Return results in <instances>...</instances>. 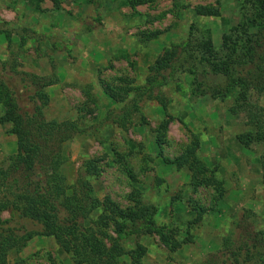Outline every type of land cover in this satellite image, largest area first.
Masks as SVG:
<instances>
[{
  "label": "rangeland",
  "instance_id": "374dc122",
  "mask_svg": "<svg viewBox=\"0 0 264 264\" xmlns=\"http://www.w3.org/2000/svg\"><path fill=\"white\" fill-rule=\"evenodd\" d=\"M135 1L0 0V60L54 81L43 90L48 98L42 109L46 120H80L83 133L62 146L51 166L70 188L84 175V161L96 159L98 174L84 178L99 199L108 196L128 209L137 192L143 204L158 207L156 222L175 229L177 241L191 237L176 251L156 234L138 237L146 249L140 264H200L220 249L223 239L236 240L245 231L264 232V143L245 148L237 140L238 135H254L257 128L243 111H229L233 97L201 94L189 74L200 81L202 72L208 74V89L211 82L222 80V65L227 63H201L206 71L199 63L177 65L162 88L164 107L140 101V114L132 115L125 128L105 118L133 100L132 92L124 91L144 85L155 61L184 42L192 24L197 28L195 44L204 47L206 58L212 57L222 37L238 24L244 0H142L131 6ZM201 9L218 14L205 16ZM87 86L91 99L82 92ZM107 87L113 88L116 100L105 93ZM247 97L253 110L264 109L263 93L250 91ZM3 111L0 104V116ZM259 119L264 129V117ZM10 128L9 123L0 124V168L16 154ZM189 148H194L200 170L173 163ZM197 209L205 212L198 224L190 225ZM0 218L28 230L40 229L15 212L4 211ZM5 264L75 263L53 237L38 232L23 249L10 252Z\"/></svg>",
  "mask_w": 264,
  "mask_h": 264
},
{
  "label": "trees",
  "instance_id": "16d2710c",
  "mask_svg": "<svg viewBox=\"0 0 264 264\" xmlns=\"http://www.w3.org/2000/svg\"><path fill=\"white\" fill-rule=\"evenodd\" d=\"M132 4L140 5L142 0ZM200 12L205 16L218 14L215 9H201ZM196 31L192 24L187 39L155 61L154 73L144 85L125 90V95L132 92L133 100L116 113H109L105 122L125 128L132 115L140 114L142 100L155 101L164 107L162 88L170 83L177 65L199 63L200 70L206 71L201 63H227L222 65V80L211 82V91L205 86L208 74L202 72L201 81L197 75L189 74L194 76L192 81L201 94L210 92L221 99L233 97L234 104L229 111L232 114L243 111L249 122L255 125L257 132L254 135L237 136L243 147L254 142L264 143V129L259 119L264 117V109L253 110L247 97L250 91L264 94V0H244L238 24L231 30V35L222 37L221 48L210 58L201 52L205 51L203 46L195 44ZM53 84L49 78L19 71L12 61L0 60V104L4 107L0 124L9 123L10 133L16 138L15 156L7 167L0 168V215L4 211L15 212L40 228L38 231L28 230L24 225H11L0 218V264H5L10 252L23 249L38 232L53 237L63 251L71 255L75 264H140L146 249L137 239L143 235H158L171 251L191 242V237L184 242L177 241L175 229L158 225V207L143 204L137 192L133 195L134 206L128 209L120 208L108 196L99 199L84 178L98 174V160L84 161V175L79 177L74 188L67 185L60 171L52 170L54 158L60 154L62 146L83 133L79 119L48 121L44 118L42 109L48 98L43 90ZM112 89L107 87L104 91L116 100L118 96ZM82 92L91 99L89 86ZM166 125L164 122L163 130ZM161 143L159 137L157 144ZM194 146L198 147L197 142ZM117 159L120 163V157ZM173 163L177 168L188 166L189 170L202 167L194 156V148L187 149ZM261 169L264 184V154ZM96 211H100L99 215L90 219ZM204 212L197 209L189 224H198ZM200 264H264V232L245 231L236 240L223 239L220 249Z\"/></svg>",
  "mask_w": 264,
  "mask_h": 264
}]
</instances>
